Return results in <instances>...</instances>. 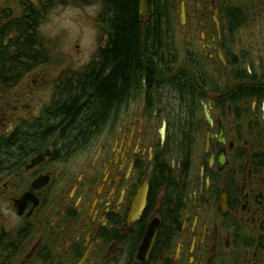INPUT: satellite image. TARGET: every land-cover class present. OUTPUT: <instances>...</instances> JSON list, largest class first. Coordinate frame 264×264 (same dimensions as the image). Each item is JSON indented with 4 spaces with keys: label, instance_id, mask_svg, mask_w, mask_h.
<instances>
[{
    "label": "flooded vegetation",
    "instance_id": "1",
    "mask_svg": "<svg viewBox=\"0 0 264 264\" xmlns=\"http://www.w3.org/2000/svg\"><path fill=\"white\" fill-rule=\"evenodd\" d=\"M14 1L0 0L7 3L0 29L11 14L22 16ZM169 1V35L179 27L188 43L183 63L198 67L205 85L198 93L210 96L197 105L206 124L194 133L186 170L173 152V174L183 182L154 184L155 160L172 126L163 112L145 115L146 93L130 90L84 146L61 152L50 139L17 152L0 174V198L10 211L0 224V264H76L83 256L80 264H264V0ZM9 121L0 134L9 144L35 122ZM156 124L164 126L163 140ZM36 178L42 180L34 189ZM143 182L144 202L132 217Z\"/></svg>",
    "mask_w": 264,
    "mask_h": 264
},
{
    "label": "trees",
    "instance_id": "2",
    "mask_svg": "<svg viewBox=\"0 0 264 264\" xmlns=\"http://www.w3.org/2000/svg\"><path fill=\"white\" fill-rule=\"evenodd\" d=\"M68 1L71 0L14 1L22 16L11 14L9 25L0 29V89L17 84L21 77L48 60L49 51L38 26L52 6ZM75 1L101 4L97 21L105 42L84 68L58 75L52 101L43 107L40 118L26 126L16 144L0 138V174L10 161L17 160L19 152L27 153L50 139L61 152L84 146L99 134L104 120L109 122L119 101L133 90L146 93L148 102L143 113L150 118L154 110L165 113L160 102L172 98L171 109L165 114L172 128L155 160L154 184L162 185L164 179L170 185L183 182L173 174V152L175 162L180 161L181 168L186 170L196 144L194 133L206 124L197 105L199 99L210 96L205 91L198 93L205 85L198 79L197 66L176 65L175 50L169 41L174 18L171 1L146 0L143 22L139 17V0ZM244 87L240 85L239 89ZM163 89L170 92L167 99H163ZM185 116L190 126L184 124Z\"/></svg>",
    "mask_w": 264,
    "mask_h": 264
},
{
    "label": "rangeland",
    "instance_id": "3",
    "mask_svg": "<svg viewBox=\"0 0 264 264\" xmlns=\"http://www.w3.org/2000/svg\"><path fill=\"white\" fill-rule=\"evenodd\" d=\"M5 5L7 3H0V7ZM100 10L99 2L82 4L75 0L66 4L56 3L48 10L40 21L38 31L44 41V47L49 51V58L21 77L17 84L0 89V134L7 130L9 120L35 121L40 118L43 107L52 101L53 84L58 75L64 71L81 70L89 64L99 46L105 42L101 25L97 21ZM241 35L242 33L239 34ZM169 41L175 50L176 65L184 64L188 43L181 35L179 27L175 26ZM194 50L195 53L199 52L198 44H194ZM165 89L163 99H167L170 94ZM170 99L161 102L165 114L171 109ZM131 112L133 111L130 109L123 111L119 119L122 120L124 114ZM5 115L9 117L8 122H4ZM159 127L160 124H156L155 128ZM105 131L107 133V130ZM199 136L198 150L193 159V173L198 168V154L204 146V133ZM9 217L8 204L0 198V224L8 221Z\"/></svg>",
    "mask_w": 264,
    "mask_h": 264
},
{
    "label": "water",
    "instance_id": "4",
    "mask_svg": "<svg viewBox=\"0 0 264 264\" xmlns=\"http://www.w3.org/2000/svg\"><path fill=\"white\" fill-rule=\"evenodd\" d=\"M145 1L146 0H139V17H140V20L143 21L144 20V17H145ZM204 116L206 118V120L208 121V123L210 125H212V119L208 113V110L206 107H204ZM220 133H221V128H220ZM161 134L163 135V131H161ZM47 154V151H42L39 155H37L36 157H34L31 161V165L35 164V163H38L39 161L42 160V156ZM225 159V156H224V153L221 151L220 154H219V157H218V162L219 164L221 165L223 163ZM39 180H42L41 178H36L33 182H32V187L33 188H38V182ZM44 180V178H43ZM146 185L147 183L144 182L143 185L138 189L137 193H136V196H135V201H136V204H137V207L134 209L133 213L130 215L132 217H136L138 215V213L140 212V209H141V206L144 202V197H145V191H146ZM28 193L27 194H24V196H22V200L26 199ZM153 234H154V231L152 230L151 233L149 234L148 236V240H146V244H148L152 237H153ZM84 259V256L76 263V264H80Z\"/></svg>",
    "mask_w": 264,
    "mask_h": 264
},
{
    "label": "bare ground",
    "instance_id": "5",
    "mask_svg": "<svg viewBox=\"0 0 264 264\" xmlns=\"http://www.w3.org/2000/svg\"><path fill=\"white\" fill-rule=\"evenodd\" d=\"M142 22V21H141ZM108 26V25H107ZM161 37V36H160ZM142 75V74H141ZM176 85V84H175ZM155 86V85H154Z\"/></svg>",
    "mask_w": 264,
    "mask_h": 264
}]
</instances>
